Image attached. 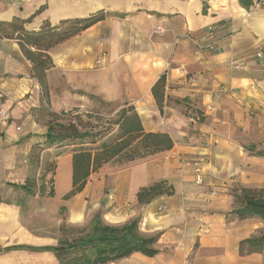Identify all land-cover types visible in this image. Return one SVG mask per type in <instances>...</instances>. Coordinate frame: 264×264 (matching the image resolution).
<instances>
[{
  "label": "crops",
  "instance_id": "0c3cea01",
  "mask_svg": "<svg viewBox=\"0 0 264 264\" xmlns=\"http://www.w3.org/2000/svg\"><path fill=\"white\" fill-rule=\"evenodd\" d=\"M43 5L29 29L45 19L112 14L52 49L49 103L17 40L0 39V264H59L51 248L60 225L82 223L98 210L111 224L142 214L141 231L159 234L154 256L134 252L104 264H264V250H240L243 239L264 232L263 220L232 215L235 185L264 188V157L249 150L264 148V61L256 57L264 50V0H0V20L27 18ZM209 27L214 50L186 38L176 42ZM102 48L106 63L98 67ZM107 66L111 84L125 79V96L145 130L169 133L173 147L124 165L104 164L70 199L64 196L73 186V146L47 148L41 160L55 161V193L26 195L15 184L29 175L28 157L45 139L48 113L86 108L92 94L103 93L98 69ZM162 74L161 109L152 87ZM195 158L203 162L202 184L187 164ZM163 179L174 194L139 204L138 191Z\"/></svg>",
  "mask_w": 264,
  "mask_h": 264
},
{
  "label": "trees",
  "instance_id": "16d2710c",
  "mask_svg": "<svg viewBox=\"0 0 264 264\" xmlns=\"http://www.w3.org/2000/svg\"><path fill=\"white\" fill-rule=\"evenodd\" d=\"M46 5L41 6L27 18L14 17L0 20V39H15L23 54L32 63V76L39 82L42 98L50 100L48 72L54 68L52 49L68 38L81 33L112 13L98 10L85 17L66 18L57 23L49 19L41 22L37 29L28 25L40 14ZM122 16V15H121ZM166 74H162L152 87V93L162 109ZM200 121L204 114L197 109ZM48 129L43 142L34 143L28 157L29 175L21 187L28 196H53L54 163H48L41 169V154L51 147L73 146L72 168L73 186L65 194L70 199L81 192L90 175L104 164L113 162L124 165L169 150L174 141L167 132H147L141 117L133 104L120 108L117 117L106 119L97 113L81 111L80 108L50 111ZM249 150L264 157V149ZM54 164V165H53ZM175 189L167 180H159L142 187L137 193L139 204L146 205L161 195H172ZM232 194L237 206L232 215L238 219L259 217L264 222V188L235 185ZM142 214L123 224H111L104 220L101 210L95 212L90 228L70 225L64 221L59 227L58 244L51 249L55 252L59 264H104L125 258L134 252L148 256L158 253L156 243L159 234H145L140 229ZM26 246H20L24 248ZM241 253L262 252L264 250V232L243 239Z\"/></svg>",
  "mask_w": 264,
  "mask_h": 264
},
{
  "label": "rangeland",
  "instance_id": "374dc122",
  "mask_svg": "<svg viewBox=\"0 0 264 264\" xmlns=\"http://www.w3.org/2000/svg\"><path fill=\"white\" fill-rule=\"evenodd\" d=\"M93 69L95 70L96 68H93ZM110 70H111L110 66L98 69V71L101 72V78L103 81V85H106V87L103 88L104 91L102 94L100 95L92 94L88 104L86 105L87 107L83 109L80 108L81 111H90L92 113H97L101 115L102 117H106V119L108 118L113 119L114 117H117L118 111L120 110L121 107L129 104L125 96V87H126L125 79L118 80L117 82H114V84H111L110 79H109L111 75ZM119 70L121 72L125 71L124 67H120ZM115 84H117V86ZM72 109H68V110H72ZM259 149H264V148H259V147L254 148L255 151ZM48 163H54V161L47 160V161H44V163L42 162L40 164L42 171L45 169ZM61 171L62 172L65 171V164L61 166ZM92 216L91 215L87 216V219L82 223H69V224L82 226V227H85L86 230H89L90 221L92 220Z\"/></svg>",
  "mask_w": 264,
  "mask_h": 264
},
{
  "label": "built area",
  "instance_id": "2783aa9c",
  "mask_svg": "<svg viewBox=\"0 0 264 264\" xmlns=\"http://www.w3.org/2000/svg\"><path fill=\"white\" fill-rule=\"evenodd\" d=\"M262 2V1H259ZM157 30L162 31V27L159 25L157 26ZM186 38L193 42L198 48L206 49V50H214L217 45V40L215 38V31L213 27H209L205 33L202 35H193L190 32H186L180 37L176 38V42H179L181 39ZM103 46V43L101 44ZM107 51L102 48L101 53L97 59V66L103 67L106 63ZM256 57L261 61H264V50L260 49L256 53ZM4 92L0 90V100L4 97ZM18 129H20L18 127ZM187 164L191 165L194 168L196 173V182L198 184H202L204 181V169H203V162L201 159L195 158L192 160L187 161ZM167 209L166 205H162L159 207V211H165Z\"/></svg>",
  "mask_w": 264,
  "mask_h": 264
}]
</instances>
